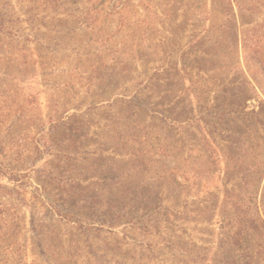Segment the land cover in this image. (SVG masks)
I'll list each match as a JSON object with an SVG mask.
<instances>
[{
  "label": "rangeland",
  "instance_id": "374dc122",
  "mask_svg": "<svg viewBox=\"0 0 264 264\" xmlns=\"http://www.w3.org/2000/svg\"><path fill=\"white\" fill-rule=\"evenodd\" d=\"M150 1L0 0V264H264V89Z\"/></svg>",
  "mask_w": 264,
  "mask_h": 264
},
{
  "label": "trees",
  "instance_id": "16d2710c",
  "mask_svg": "<svg viewBox=\"0 0 264 264\" xmlns=\"http://www.w3.org/2000/svg\"><path fill=\"white\" fill-rule=\"evenodd\" d=\"M214 6L209 7L207 4L201 2V5H195L194 3L188 4L187 12H191V15L200 17L211 21L212 29H209L208 32L211 33L210 39L214 37L213 44H210L211 47L205 48L204 51L214 52H205L207 57L204 60L205 64L214 56H217L219 53L223 54L218 55L214 60V65H216V73L226 72V33L230 40L231 53L239 54L243 53L246 67L248 68L249 73L252 75L254 82L264 89V24L262 22L256 23L253 25L242 26L239 23V18L237 14V8L255 12L259 9L260 4L264 0H213ZM158 0L150 1L148 4V11L155 19H158L160 16V9L158 8ZM192 5L193 8L192 9ZM193 13V14H192ZM13 18V16H11ZM31 22L35 23L34 18H28ZM197 19V17H196ZM19 21L20 19L17 18ZM199 20V19H197ZM9 22V21H8ZM3 34H7L8 38L7 48L5 49L6 54H9L8 57L18 55L17 50L19 46H24L23 43L17 39L20 36L19 28H9L4 22V26L1 28ZM235 38V39H234ZM235 40L237 43V48L232 47V40ZM26 40L35 41L36 45H40V41L37 39L36 34H29ZM106 46L112 48V44L107 41ZM1 47V46H0ZM240 48V49H239ZM1 49V48H0ZM211 57L209 58V54ZM217 53V54H216ZM106 56V55H104ZM117 56L114 55L113 60ZM203 60V61H204ZM98 64L102 66L109 65L106 61V58H101L98 60ZM112 63L110 64V66ZM96 69H93L95 71ZM88 77H92L91 75ZM212 78V77H211ZM214 78V77H213ZM193 86H189L190 93H193L194 96H197L196 90L197 87L195 83ZM143 88V87H141ZM145 88V87H144ZM126 95V94H125ZM122 100V99H120ZM123 101V100H122ZM262 221V220H261ZM264 224V221H262Z\"/></svg>",
  "mask_w": 264,
  "mask_h": 264
}]
</instances>
